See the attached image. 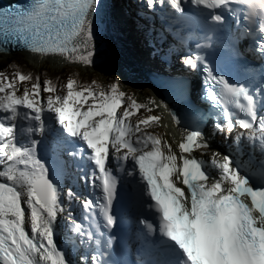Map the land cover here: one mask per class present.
Masks as SVG:
<instances>
[{"label": "snow or ice", "instance_id": "obj_1", "mask_svg": "<svg viewBox=\"0 0 264 264\" xmlns=\"http://www.w3.org/2000/svg\"><path fill=\"white\" fill-rule=\"evenodd\" d=\"M166 2L183 13L182 0ZM144 3L152 9L157 0ZM191 3L205 23L212 22L210 31L222 26L225 11L233 16L243 11L244 20L253 25L258 18V29L248 34L258 31V48L264 56V0ZM113 29L102 0H32L28 8L0 7V45L14 42L33 52L60 54L85 65L94 62L97 41ZM204 59L186 56L183 62L196 69L197 61L203 64ZM203 70L208 74L206 97L218 109L213 132L231 134L237 126L246 130V137L243 132L235 136L236 152L245 138L253 152L258 150V163L251 154L247 161L233 154L220 159L214 154L210 163L197 159L193 150L210 146L200 130L186 132L177 155L168 140L142 131V125L158 117L149 115L135 126L130 122L133 109L138 111L141 105L129 98V105L123 107L126 94L118 83L110 90L96 91L68 78L66 94L50 95L41 104L38 83L31 85V92L25 88L23 95L16 94V78L28 81L30 75L16 73L9 80L0 73V264H73L54 235L63 211L62 197L80 199L71 187L62 191L68 167L65 157H82L89 150L93 187L100 189L101 197L95 201L85 197L83 208L92 212L98 206L104 227L115 224L112 208L118 176L108 166L110 155L114 156L119 164L115 172L126 170L134 195L142 206L147 201L153 217L152 222L140 221L142 238L152 255L149 264H264V73L246 85L212 75L206 64ZM54 88L50 81H43L44 91ZM45 108L54 114L59 128L45 125ZM25 119L27 127L22 125ZM45 131L42 151L47 159L38 156L42 142L33 138ZM77 145L85 147L68 152ZM71 227L92 239L93 234L85 233L75 219ZM82 260L87 264L86 258ZM91 264L105 262L92 256Z\"/></svg>", "mask_w": 264, "mask_h": 264}, {"label": "bare ground", "instance_id": "obj_2", "mask_svg": "<svg viewBox=\"0 0 264 264\" xmlns=\"http://www.w3.org/2000/svg\"><path fill=\"white\" fill-rule=\"evenodd\" d=\"M22 2V1H21ZM115 2L116 4L115 5H120L119 6V10L122 9V3H119L118 0L116 1H113ZM20 3V2H19ZM114 5V6H115ZM123 11V10H122ZM121 12H118L117 15H116V18L117 20H119L120 23L124 24L123 22V13ZM112 15V13H111ZM113 16V15H112ZM125 29L126 31V28H123ZM105 37L107 36L106 34L104 35ZM102 46V38L100 40L97 41V44H96V49H99L101 48ZM132 48V46H131ZM104 50L103 49H100L98 52H96V54H94V62L92 64H88V65H85L84 63L78 61V60H71V59H68L67 57L65 56H61V55H41V54H35V53H24V54H27L28 58L31 57L32 59L31 60H35L33 61L34 64H39V63H42L44 62L46 59H49L50 62L54 65V66H62V65H65L67 62H77L79 64H82L84 66H88V67H92V68H95V66H98L97 62L100 64L102 63L104 60L101 59V57H104ZM101 56V57H100ZM117 61H118V64L120 65L122 62H124V59L122 57L119 56V54L117 53ZM133 64V62H131ZM113 66V65H112ZM152 64H148V67L149 68H152ZM134 64L133 65H130V68H125V67H122V69L124 70L125 74L128 76L124 79L123 81V85L125 87H129L131 89H134L138 92V95L140 96H145V94L142 92V89L145 88L144 87V83H143V80L135 77V75L137 76H140V72L139 70H137L136 68H134ZM133 68V69H132ZM140 68V67H138ZM100 70V69H99ZM115 70V68H114ZM141 77V76H140ZM135 78L136 82L132 81V79ZM142 78V77H141ZM127 79V80H126ZM144 79V78H142ZM147 89V88H146ZM150 93L151 95L152 94H155L156 95V90L151 88L150 89ZM154 97H157V96H154ZM144 101H145V104L147 106V108H151L153 107L154 108V111L152 110H141L139 111L138 113V116H139V119H144L146 118L147 116L151 115V116H154V117H158L159 119L157 121H151L148 123V125L144 126L143 127L145 128L146 130V133H151L153 135H158L160 137H162V139H166L168 140L169 144L172 145V148H173V151H175L177 153V155H179V149H178V144L180 142L179 138H178V133H177V129L176 127L171 123L170 119L168 118V115L166 114L164 108H161L159 106L160 103V100H155V99H152V100H149V99H146L144 97ZM154 113V114H153ZM135 117V116H134ZM51 126L52 127H55L57 128L58 126L56 125V123H54L52 121L51 123ZM178 151V152H177ZM194 155V154H193ZM195 156V155H194ZM66 159V158H65ZM69 159H72V158H69ZM67 160V159H66ZM67 163H68V167L66 169V174L68 176H70L71 174H73V176H75V178L78 177V175L80 174V171L78 170H73L72 172L70 171V166H69V162L67 160ZM2 169V168H1ZM215 171V170H213ZM78 189H79V194L80 195H83L82 193V185H78ZM88 196L87 194V190H85L84 192V195L83 197H81V199H79L82 203H83V200L84 198ZM64 200L66 201V203L70 200H68L67 196H63ZM68 202V206L70 205ZM75 205V203L73 204ZM66 206V207H68ZM80 212V211H79ZM78 212V214H79ZM80 215V214H79ZM149 222H151L152 219H147ZM73 234V232H72ZM72 234L70 235V238L72 236ZM67 238V237H65ZM71 243L74 244L75 247H77L78 245V242H77V239L76 238H71ZM79 252V251H77ZM79 256V254H77ZM89 263L91 264V260L89 261Z\"/></svg>", "mask_w": 264, "mask_h": 264}, {"label": "water", "instance_id": "obj_3", "mask_svg": "<svg viewBox=\"0 0 264 264\" xmlns=\"http://www.w3.org/2000/svg\"><path fill=\"white\" fill-rule=\"evenodd\" d=\"M4 61L6 63V65H11L12 67H14L15 69H20L23 72H25L28 75H32V77L34 78L33 81H38L39 83H43L44 80H48L50 81L51 85H54L56 89L64 91L66 88V82L68 78H72L75 81H77V84L79 87H86L91 86V85H95L98 88H104L108 85H112L114 83H118L119 87L122 89V91H124L127 95H128V99L132 96L134 98H143V96L138 95V92L134 89H131L129 87H125L123 85V81L126 77H128L124 70L122 69V65L117 66V68H115V70H113L109 75L104 73V77L101 76H96L93 75L90 71L86 74V73H76L72 70H64V69H57V68H52V66L50 67V65H44L42 64L41 66H32V65H28L25 61H21V62H17L14 58L12 59V57L9 58H3ZM41 64V63H39ZM4 67V65L2 64V67H0V69H2ZM52 68V69H51ZM95 82V83H93ZM142 92L145 94V98L149 97L152 100V98L154 99L155 94L150 93L149 89L143 88ZM147 99V98H146ZM127 105L123 106L126 107ZM142 107H144L142 105ZM161 107L163 108V106L161 105ZM144 108L140 109L143 110ZM154 111V110H152ZM134 120H139V117H137L135 115ZM178 152V151H177Z\"/></svg>", "mask_w": 264, "mask_h": 264}, {"label": "rangeland", "instance_id": "obj_4", "mask_svg": "<svg viewBox=\"0 0 264 264\" xmlns=\"http://www.w3.org/2000/svg\"><path fill=\"white\" fill-rule=\"evenodd\" d=\"M20 56H22V58L24 59V61L28 64V65H32V66H41L42 64H44V65H50V67L52 66V68L54 69V68H57V69H64V70H72V71H74V72H81L82 73V75H83V73H88L89 71L93 74V75H96V76H101V77H104V73L106 74V72H105V66H106V63H107V60L104 58V57H101V59H103L104 61L102 62V63H98L97 62V64H98V66H95V68H92V67H88V66H81L80 64H78V63H72V64H69V65H64V66H54L51 62H50V60L49 59H46L43 63H41V64H34L33 63V61H35V60H31L32 58L31 57H29L28 58V56H27V54H22V55H20ZM3 59H1L0 58V67H2V64L4 65V67L2 68V69H0V70H2V71H10V68H8L7 67V65H6V63L5 62H3L2 61ZM51 68V69H52ZM100 69V70H99ZM31 77H32V75H31ZM135 77H137V78H139V79H141L142 80V78L140 77V76H137V75H135ZM32 81L34 80V78L32 77V79H31ZM127 80V79H126ZM132 81H134V82H136V80H135V78H133L132 79ZM143 85H145V84H143ZM128 96H126L125 97V101H124V103H126L127 105L129 104V99L127 98ZM139 98V97H138ZM147 99H151V98H149V97H146ZM153 99V98H152ZM155 99V98H154ZM134 100L136 101V98H134ZM138 100V102H140L141 103V105H143L144 107H140V109H142V108H144V110H147L146 109V106H145V101H144V99H137ZM139 111H141V110H135V109H133V112H134V114L137 116V117H139L138 116V113H139ZM154 114V113H153ZM133 122L135 123V120L133 119ZM142 127V126H141ZM144 128V127H143Z\"/></svg>", "mask_w": 264, "mask_h": 264}, {"label": "clouds", "instance_id": "obj_5", "mask_svg": "<svg viewBox=\"0 0 264 264\" xmlns=\"http://www.w3.org/2000/svg\"><path fill=\"white\" fill-rule=\"evenodd\" d=\"M9 57H11V56H8L7 54H0V58H1V59H3V58H9ZM17 57H18V56H16V57H12V59L14 58V59L16 60ZM17 60H18V59H17ZM2 61H4V59H3Z\"/></svg>", "mask_w": 264, "mask_h": 264}, {"label": "trees", "instance_id": "obj_6", "mask_svg": "<svg viewBox=\"0 0 264 264\" xmlns=\"http://www.w3.org/2000/svg\"><path fill=\"white\" fill-rule=\"evenodd\" d=\"M111 70L107 71V74H110Z\"/></svg>", "mask_w": 264, "mask_h": 264}]
</instances>
